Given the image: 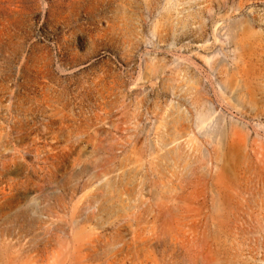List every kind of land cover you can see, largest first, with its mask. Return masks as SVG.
Here are the masks:
<instances>
[{
    "label": "rangeland",
    "instance_id": "374dc122",
    "mask_svg": "<svg viewBox=\"0 0 264 264\" xmlns=\"http://www.w3.org/2000/svg\"><path fill=\"white\" fill-rule=\"evenodd\" d=\"M0 264H264V0H0Z\"/></svg>",
    "mask_w": 264,
    "mask_h": 264
}]
</instances>
